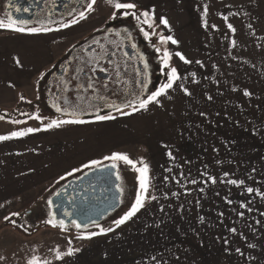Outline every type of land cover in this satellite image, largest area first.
Returning <instances> with one entry per match:
<instances>
[{
  "label": "crops",
  "instance_id": "1",
  "mask_svg": "<svg viewBox=\"0 0 264 264\" xmlns=\"http://www.w3.org/2000/svg\"><path fill=\"white\" fill-rule=\"evenodd\" d=\"M127 2H135L136 9L148 11L158 21L167 19L169 27L162 24L161 33L154 35L162 55L165 49L173 53L169 68H177L180 81L189 80L193 70H243L246 61L260 63V55L264 54V0ZM205 4L209 7L206 17L203 16ZM105 15H100L83 32L105 20ZM223 16H228L227 22ZM227 23L234 26L235 34L228 30ZM212 25L216 26L215 30ZM52 32L55 31L30 35L0 30V110L16 107L21 93L30 100L28 95L34 90L36 80L58 57L54 56L57 42L50 37ZM161 36H172L179 43L161 44ZM233 41H236L235 46ZM176 51L191 63L184 64L174 55ZM197 60L201 63H195ZM247 68L260 69V66ZM196 74L193 79L203 80ZM186 81L185 84H190ZM124 112L132 114H109L114 119L108 121L88 118L92 120L84 124H65L22 138L0 141V223L4 221L6 224L5 216L20 214L45 196L56 183L68 178L69 172L76 173V169H84L83 165L93 160L105 164L104 157L113 153L128 155L138 167L141 160L148 165L149 178L154 183L152 195L157 199L146 202L122 226L88 239L70 240L66 233L43 229L42 236L56 237L60 246L58 252L62 255L60 260L47 252L45 246L44 249L31 250V237L20 235L8 225L0 230V257H3L0 264H27L32 257L37 258L38 264L45 261L48 264H196L202 261L199 239H195V244H189L186 237L187 230L194 231L196 236L198 229L203 233L207 230V222H200L202 210L198 218L191 215L192 210L196 213V208H189L191 217H188L187 226L177 215L181 213V207L175 206L170 199L176 196L172 195L176 193V183L189 182L197 167L211 165L209 161L204 162L207 160L205 155H208L206 149L212 148L211 144L205 141L198 145L186 117L166 123L163 103L159 106L150 104L146 111L133 112L129 108ZM51 121L44 119L41 123L28 119L17 124L0 119V136L29 127L43 129ZM61 176L65 179L61 180ZM69 248L73 254L63 255Z\"/></svg>",
  "mask_w": 264,
  "mask_h": 264
},
{
  "label": "rangeland",
  "instance_id": "2",
  "mask_svg": "<svg viewBox=\"0 0 264 264\" xmlns=\"http://www.w3.org/2000/svg\"><path fill=\"white\" fill-rule=\"evenodd\" d=\"M89 2L90 0H85L84 5L78 12L62 19L58 28H53L52 25L55 26V24L35 23L23 18L22 15L16 17L29 21L26 26L29 28L43 25L54 29L52 31L55 32H52L50 37L56 39L57 42V48L54 51L56 58L69 43L75 41L84 33V28L97 21L100 15L106 14L104 16L106 19L110 17L113 9L105 3V0H98L93 10L85 15V19L79 20L75 24L71 23L69 27H62L64 23L79 18L80 12L86 13ZM8 3L9 0H0V18L6 19V11L10 12ZM134 11L136 13L143 12L140 9ZM154 17L150 21L153 28H148L146 24L143 26L151 38L152 33L158 34L162 30V24ZM260 58V63L252 64V61H246V68L243 70L190 71L191 78L189 80H177L176 82L181 83H175L173 88L168 90L167 95L159 98L160 102L163 103L164 111H166V123L186 117V120L191 124V130L195 133L198 145L206 141L212 147L206 149L208 155H205V158L207 156V160L204 159L205 163L209 161L211 165L197 167V173H194L189 182L176 183V196L174 199H170L175 206L181 207V213L177 214L181 223H187L188 217H191V215L199 218L201 216L200 211L203 212L202 217L207 222L205 234L202 229L197 230V236L194 231L191 233L190 230L186 231L189 244H195V239L196 241L197 238L199 239L197 241L199 257H202V261L196 264H264V223L256 224L257 220L264 222V216L260 214L264 212V200H261L255 193L248 194L246 192L247 187L264 191V54H261ZM252 65L260 66V69L247 68ZM169 70L170 68L167 71ZM194 73H197V76H202L203 78L200 79L203 80L193 79ZM184 81L190 82V84H185ZM166 82L167 76L164 83ZM181 85L191 94L185 95L181 90ZM245 90L251 93L249 97L243 95ZM28 97H30V100H27V102L31 103L38 97V93L34 89ZM67 101L69 102L68 99ZM15 108L7 111H14ZM34 112L47 120L66 119V117L56 119L49 112H44V114H40L36 110ZM201 113H204V115H201ZM115 114H122V112ZM84 120L89 121L92 119ZM103 163L111 164V161L104 160ZM86 169L88 168H84L68 178L76 176ZM116 170L122 179L124 199L113 214L95 224L99 227L91 224L86 228H81L80 231L72 224H66V229L61 231L59 227L53 228L46 224L45 221L50 219L47 203L50 193H52L50 189L45 196L38 198L19 214L23 216L25 226H20L19 223L15 222V215H11L10 220L6 221L7 225L4 221L0 223V230L9 225L16 229L14 231H17L20 235L31 237V250L44 249L45 246L46 251L55 256L58 248H60L57 239L55 236L53 239L42 236L43 229H53L66 233L70 240L79 239L81 236L92 237V233H100V228L114 229L116 227L115 221L122 218L131 208L136 193L139 191V181L137 179L139 174L132 170L131 166L119 162ZM225 173H227V176L224 175ZM209 177L216 179L217 182L212 184L208 179ZM68 178L56 183L54 187L58 186L57 188H59ZM229 179L243 180L244 184L240 187L230 185L226 183ZM193 180L196 183H192ZM221 180L225 182H220ZM153 190L154 183L150 181L149 195H152ZM249 200L252 201L250 205L253 208L252 212H248L246 208H240L241 203L246 204ZM148 201L150 200H146V202ZM197 201H199V206L196 203ZM227 201H231V203ZM191 206L196 208V213L192 210L193 214L190 215L189 208ZM238 212H243L244 217L241 218L237 215ZM220 213L223 215H220ZM208 224L209 226H207ZM186 225L189 226L188 223ZM246 225L252 227L249 228ZM232 227L238 229L236 235L229 231ZM239 233H243L246 239H241ZM225 239L229 240V244L224 243ZM249 243L256 244L257 247L250 249L247 247ZM236 247H240L245 255L238 254L235 251ZM249 254L255 256L256 260H247L245 257ZM206 258L209 260L206 261Z\"/></svg>",
  "mask_w": 264,
  "mask_h": 264
},
{
  "label": "flooded vegetation",
  "instance_id": "3",
  "mask_svg": "<svg viewBox=\"0 0 264 264\" xmlns=\"http://www.w3.org/2000/svg\"><path fill=\"white\" fill-rule=\"evenodd\" d=\"M19 1L23 0H11V5L8 3V9L12 14L18 15L16 8H27L29 11L23 12L25 17L38 24H55L52 25L53 28H58L62 19L78 12L85 3V0H25L22 3ZM143 19L144 17L141 16L140 21ZM71 23L72 21L67 22V24ZM144 25H141L135 17L118 14L117 19L113 20L109 17L85 31L82 36L71 42L36 80L34 89L38 97L30 103V109L49 112L56 119L74 118L58 113L53 107V104H57L61 108H68L69 112H75L76 118L88 119L96 118L101 112H104L103 115L117 113L115 107H108L109 104H115L124 111L131 108L125 107L129 101L136 100L138 96L141 99L146 98L165 82L168 69H165L161 63L162 54L156 51L157 37L152 33V38L149 36V39H145L139 30ZM129 33L131 40L127 38ZM133 44L135 48L132 47ZM104 53L108 54L104 55ZM140 57H143V60ZM92 58L98 61L95 73L89 72L85 63ZM145 64L148 65L147 69L144 67ZM99 67L106 68L107 73H100ZM80 68H84V71H78ZM89 75L93 77L97 89L95 93L86 90ZM145 79L147 89L139 84V81ZM105 81L109 85L107 89L102 87ZM77 84L84 87L77 88ZM100 96L104 99L101 100ZM81 97L83 99H80ZM65 101L68 103L66 104ZM22 218L23 216L18 215L15 222L25 226Z\"/></svg>",
  "mask_w": 264,
  "mask_h": 264
},
{
  "label": "snow or ice",
  "instance_id": "4",
  "mask_svg": "<svg viewBox=\"0 0 264 264\" xmlns=\"http://www.w3.org/2000/svg\"><path fill=\"white\" fill-rule=\"evenodd\" d=\"M96 0H90V2L87 4V11L91 12L93 10V6L95 5ZM105 3L113 9L110 19H117L118 18V14H122L124 17H135L140 24H146L148 26V28H153V24L150 22L152 20V16L150 15V13L148 11H143L140 12L139 14H137L134 10L137 8V4L135 2H127V0H105ZM9 5H11V0H9ZM15 11L17 13H19L20 11L23 12H28L29 9L24 8V9H20V8H16ZM209 12V7L207 4L204 5L203 8V16L206 17L208 15ZM6 15V19L5 18H0V30H6V31H12V32H17V33H26V34H30V35H34V34H39L41 32H50L53 29H51L50 27H44L43 25H41V27H26L29 23V21L27 20H23V19H19L18 17L14 16L11 12H7L5 13ZM233 16H237V13H232ZM143 16L144 19L142 21H140V17ZM85 13L84 12H80L79 13V20L85 19ZM226 22L228 21V16H223L222 17ZM79 20H73L72 23H78ZM160 23L164 25V27L168 28L169 24L167 19L165 18H161L160 19ZM70 25L67 23H64L62 25V27H69ZM205 26H207V22L205 21ZM213 28V30H215L216 26L212 25L211 26ZM249 27H251V25H249ZM227 28L228 30L235 34L236 29L234 28V26L231 23H227ZM145 39H149V33L147 31L144 30L143 27H140L139 29ZM125 32H127V30H125ZM119 34V33H117ZM127 38L129 40H131V34H127ZM171 43L173 45H178V41L176 39H174L172 36H167L166 38L161 36L160 38V43L161 44H168ZM233 46H235L236 41H233ZM133 48H135V45H132ZM101 50L103 51V45H101ZM156 51L159 53L160 49L157 48ZM108 53H104V55H107ZM112 55H115V53H112ZM174 55L176 57L179 58V60L183 61L184 64H189L191 63V61H189L188 59H186V57L179 51H176L174 53ZM173 56V53H171L169 50L165 49L163 52V55L161 56V63L163 65V67L165 69H169V62L171 61ZM141 60H143V57H140ZM17 64H19V61H16ZM88 65V71L95 73L97 71V67L96 64H98V61L95 60V58H92L91 60L85 62ZM195 63L200 64L201 62L199 60H197ZM145 69H147L148 65L145 64L144 65ZM78 71L83 72L84 68H80L78 69ZM98 71L100 73H107V69L104 67H99ZM139 74V73H138ZM167 76V82L163 83L160 85L159 88H157L155 91H152L150 94H148L146 96V98L141 99L139 98V96L136 98V100L134 101H129L128 104L125 105V107H131L133 109V112L136 111H140V110H148L149 105L150 104H155L157 106L160 105V97L161 96H165L168 93V90L173 88V85L176 83L177 80L181 79V77L178 75V71L176 67H171L169 71H167L166 73ZM145 77H146V73H145ZM116 78L117 80L119 79V73H116ZM139 84L142 88L147 89V82L146 79L139 81ZM108 83L105 81L102 84V87L107 89L108 88ZM77 88H82L84 87L83 85H76ZM181 90L184 92L185 95H190L191 93L183 88V86L181 85ZM67 90V89H65ZM86 90H91L92 92H97V89L93 83V77L91 75H89L87 77V84H86ZM235 91V89H233ZM141 95H143V93H141ZM243 95L245 97H249L251 95V93L247 90L243 91ZM101 100L104 99L103 96L99 97ZM80 99H83V97H81ZM209 99H211V97H209ZM65 103L67 104L68 102L65 101ZM53 107L55 108V110L58 113H62L63 115H70L73 116L74 118L72 119H60V120H52L50 123H48L47 125H45V127L43 129L41 128H27L24 131H13L11 132L9 135H3L0 136V141H8V140H12V139H18V138H22L24 136H27L31 133H35V132H39L41 130L47 131V130H51L54 128H59L62 125L65 124H84L87 123L88 121H84L82 119L76 118V114L75 112H69L68 108H61L59 105L57 104H53ZM108 107H115L116 111L118 112H122L123 115H131L132 113H127V112H123L122 108L115 105V104H109ZM23 115L27 116L29 120H38L41 123H43V120L45 119L44 117H42L41 115H39L38 113H22ZM201 115H204V113H201ZM0 119H3V117H0ZM96 119L98 121H108V120H112L114 119L113 116L111 115H98L96 117ZM12 123H22L19 120H14V121H10ZM169 156L171 158V153H169ZM104 160L107 161H111V164L108 166L111 169H117V164L119 162H122L124 165H128L131 166L132 170H134L135 172H137L139 175L137 177L138 181H139V191L136 193L135 196V201L134 203L131 205V208L125 213V215L120 218L119 220L115 221V225L116 227H119L120 225L124 224L126 221H128L129 219H131L134 215H136L137 212H139L144 206H145V202L146 200H156L157 197L155 195H149V187H150V178H149V167L147 164H145L143 162V160H141L139 163L141 166H137V163L134 162L132 159L129 158L128 155L126 154H121V153H113L110 156H105ZM102 162L100 160H93L91 161V163L88 164H84L83 168H95L97 165H100ZM170 170V169H169ZM75 171H82V169H76ZM73 172H69L67 175L71 176L73 175ZM116 176L117 180L121 179V176L119 174V172H115L114 173ZM225 176H227V173L224 174ZM61 180L65 179L64 176L60 177ZM167 179V178H165ZM210 180V182L212 184H215L217 181L216 179L209 177L208 178ZM59 182V181H58ZM192 183H196L195 180L191 181ZM220 182H225L223 180H221ZM226 183L230 184V185H235L237 187H240L241 185L244 184L243 180H236V179H229L226 181ZM117 191L118 192H122V188L117 185ZM201 191H203V189H201ZM246 192L248 194H253L255 193L256 196H259L261 198V200H264V191L261 190H257L254 189L253 187H247L246 188ZM57 195H60V193H57ZM173 196L176 195V193H172ZM228 203H231V201H227ZM197 205L199 206V201L196 202ZM252 204V201L249 200L246 204L245 203H241L240 204V208L241 209H247L248 212H252L253 208L250 206ZM48 206L49 208H51L53 206V201L49 200L48 201ZM0 207H2V205H0ZM57 207H59V205H57ZM163 210V209H161ZM262 216H264V212L260 213ZM12 215H19L18 213H13ZM220 215H223L222 213H220ZM237 215H239L241 218L244 217V213L243 212H238ZM50 219L46 220L45 223L52 226L53 228L59 227V229L61 231L66 229V224H65V219H57L52 213H49ZM64 217H69L70 213L65 211L63 213ZM4 219L10 220V217L5 216ZM204 218L200 217V222L203 223ZM71 224L77 229L80 230L82 225L80 223H77V221L75 219H71ZM94 226L99 227V225H95V222L93 221ZM264 222L257 220L256 224H262ZM247 227L251 228V225H246ZM83 227H87V225H83ZM113 231L112 228H108V229H104V228H100V233H92L91 235H97V234H104L106 232H110ZM229 231L233 234L236 235L238 233V229L236 227H232L229 229ZM240 238L241 239H246V237L244 236L243 233H239ZM81 239H88L91 238L90 236H81L79 237ZM69 244H71V241L69 240L68 242ZM225 244H229V240L225 239L224 240ZM248 248L250 249H255L257 247L256 244H252L249 243L247 245ZM235 251L240 254L241 256H244V252L241 250L240 247H236ZM73 254V250L71 248H69V250L64 253L63 255L65 256H71ZM62 258V255L60 252H57L56 254V259L60 260ZM247 260L250 261H255L256 257L252 256L251 254L247 255L245 257ZM0 259H3V257H0ZM27 264H38L37 258L36 257H32L30 260H28ZM44 264H48L47 261L44 262ZM166 264V262H165Z\"/></svg>",
  "mask_w": 264,
  "mask_h": 264
},
{
  "label": "water",
  "instance_id": "5",
  "mask_svg": "<svg viewBox=\"0 0 264 264\" xmlns=\"http://www.w3.org/2000/svg\"><path fill=\"white\" fill-rule=\"evenodd\" d=\"M23 14L20 11L18 15H13L29 19ZM103 114L104 112L98 113L101 116ZM109 165L88 168L75 179L61 185L48 198V201H53L49 212L57 219H65V224H71V219H75L82 225L81 228H85L83 225L94 224L93 221L97 224L113 214L122 204L124 194L123 191H117V185L123 190L122 179H116L114 173L117 170L111 169ZM65 211L70 213L69 217L63 216Z\"/></svg>",
  "mask_w": 264,
  "mask_h": 264
},
{
  "label": "trees",
  "instance_id": "6",
  "mask_svg": "<svg viewBox=\"0 0 264 264\" xmlns=\"http://www.w3.org/2000/svg\"><path fill=\"white\" fill-rule=\"evenodd\" d=\"M19 98L20 99H19L18 104L16 105L15 110L14 111H2V110H0V117H3V119L7 120V121L19 120L22 122V121L28 120V117L23 115L22 113H29V114L35 113L33 111V109H30L31 104H30V102L29 103L27 102V100L24 98V95L22 93L20 94ZM40 114H44V113L40 112ZM80 174H78V175H80ZM76 176L70 177L68 179L74 178ZM57 187H54L53 189H51V192L54 193V191L57 189ZM52 193H50V194H52ZM47 203H48V201H47ZM48 211H49V208H48Z\"/></svg>",
  "mask_w": 264,
  "mask_h": 264
}]
</instances>
